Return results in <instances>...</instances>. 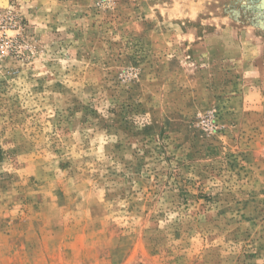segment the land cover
I'll return each instance as SVG.
<instances>
[{
  "label": "rangeland",
  "instance_id": "obj_1",
  "mask_svg": "<svg viewBox=\"0 0 264 264\" xmlns=\"http://www.w3.org/2000/svg\"><path fill=\"white\" fill-rule=\"evenodd\" d=\"M0 264H264V0L0 2Z\"/></svg>",
  "mask_w": 264,
  "mask_h": 264
},
{
  "label": "bare ground",
  "instance_id": "obj_2",
  "mask_svg": "<svg viewBox=\"0 0 264 264\" xmlns=\"http://www.w3.org/2000/svg\"><path fill=\"white\" fill-rule=\"evenodd\" d=\"M0 2H1L2 5H5L6 6L7 3H8V0H0Z\"/></svg>",
  "mask_w": 264,
  "mask_h": 264
}]
</instances>
